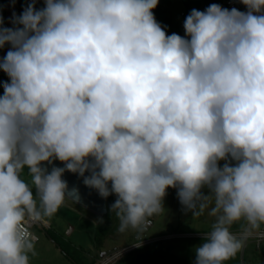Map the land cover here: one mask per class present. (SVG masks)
<instances>
[{"label": "clouds", "instance_id": "1", "mask_svg": "<svg viewBox=\"0 0 264 264\" xmlns=\"http://www.w3.org/2000/svg\"><path fill=\"white\" fill-rule=\"evenodd\" d=\"M233 1L191 10L184 37L157 22L159 0H30L12 28L0 8V264H30L31 225L79 201L66 171L115 194L138 240L169 188L207 211L194 264H225L264 226V0Z\"/></svg>", "mask_w": 264, "mask_h": 264}, {"label": "rangeland", "instance_id": "2", "mask_svg": "<svg viewBox=\"0 0 264 264\" xmlns=\"http://www.w3.org/2000/svg\"><path fill=\"white\" fill-rule=\"evenodd\" d=\"M175 6L177 9L181 6L178 0ZM9 50L10 48L7 51ZM223 163L220 162L221 167ZM23 178L31 183L27 169L23 173ZM204 191L207 194V189ZM62 207L67 208V211L60 209L45 223L52 226L47 234L42 226L36 225L32 229L39 236V242L35 245V255L29 254L30 264H91L93 258H98L101 262L107 255L138 241L135 238L137 235L135 230L128 229L123 233L118 230L106 239L102 247H96V230L80 227L75 220V216L79 215L96 222V215L72 200H66ZM163 208V211L154 216L153 226L140 234L141 239L160 236L157 238L159 241L147 248L142 245L135 248L143 247L139 250L131 249L125 253L118 251V255L108 264H194L195 249L205 242L204 234L211 230L215 218L208 216L207 211L200 217H192L191 213H186L175 188L167 190ZM235 227L243 228L242 224H236L232 226L231 231H234ZM170 234L174 237L164 238ZM61 249H65L73 259L65 256ZM243 263L264 264V238L259 245L254 239L249 238L245 248L225 262Z\"/></svg>", "mask_w": 264, "mask_h": 264}, {"label": "trees", "instance_id": "3", "mask_svg": "<svg viewBox=\"0 0 264 264\" xmlns=\"http://www.w3.org/2000/svg\"><path fill=\"white\" fill-rule=\"evenodd\" d=\"M238 5L240 10H243L246 12L248 9L246 8L245 5H243L240 0H235ZM179 4L181 5L179 9L176 8V0H159V3L157 7L153 10V14L157 20L158 23L161 24V26L165 27L172 33L179 34V23L181 19L185 18L190 14L191 10L197 9L200 11L206 10L211 4H219L222 8L225 7V0H178ZM27 6V1L26 0H15V3L13 4L11 0H0V8H2V15H3V20H4V27L6 28H12L13 24L11 23L13 12L17 16H19L24 8ZM176 12V14H175ZM11 48V45H5L3 49H0V59H2L6 54L7 50ZM3 83H10V79L6 73H4L2 70H0V96L3 95L2 90V84ZM111 187V185H109ZM34 190V189H33ZM35 191V190H34ZM117 197L115 194L110 195L106 199V213L104 215H96L97 221L95 222L93 219H85L83 217L75 216L76 222H78L80 227L83 228H92L96 230V247H102L106 241L107 238L111 237L114 235L116 231H118L119 228V218L116 216L115 212L111 211V206L115 203V200ZM61 210L67 211L65 207H61ZM155 216V215H154ZM154 216H152L150 219L153 221L154 224ZM52 228L51 225H47V227H42V229L45 231L47 234L48 229ZM148 231V230H147ZM146 230L143 231L145 233ZM167 236V235H166ZM159 237V236H158ZM135 238H137V235H135ZM150 239V238H148ZM148 239H141L142 241L148 240ZM140 240L133 242L130 245L138 244ZM159 240H156L151 243H145L143 244L144 248H147L148 246L150 247L151 244L158 242ZM39 242V241H37ZM36 242V243H37ZM129 246V245H127ZM137 248V247H135ZM134 248V249H135ZM143 247H140L135 250H139ZM133 249V250H134ZM62 253L67 256L70 259H73L72 256L65 250L61 249ZM79 264V263H78ZM91 264H100V260L98 258H93L91 260Z\"/></svg>", "mask_w": 264, "mask_h": 264}, {"label": "water", "instance_id": "4", "mask_svg": "<svg viewBox=\"0 0 264 264\" xmlns=\"http://www.w3.org/2000/svg\"><path fill=\"white\" fill-rule=\"evenodd\" d=\"M53 166L60 168L65 167V165L59 160H55L52 165H48L46 163L42 165V167L47 168L49 172ZM88 175L89 173L86 172L85 176ZM62 179L67 181L69 189L75 187L79 190L80 199L75 203L83 206L96 215H104L106 213V199L102 198L95 189L85 186L82 177L78 174L66 171Z\"/></svg>", "mask_w": 264, "mask_h": 264}, {"label": "built area", "instance_id": "5", "mask_svg": "<svg viewBox=\"0 0 264 264\" xmlns=\"http://www.w3.org/2000/svg\"><path fill=\"white\" fill-rule=\"evenodd\" d=\"M26 1H27V3L30 2V0H26ZM35 7H36L37 10H40V9L44 8V7H45L44 0H38V2L36 3ZM232 8H236V9H237V5L234 3L233 0H227V9L231 10ZM184 21H185V20L182 18L181 21H180V23H179V26H178V27H179V30H180V33H179L178 35H180V36H182V37L185 36ZM162 27H163V26H162ZM164 29H165L167 35H171V34H173L171 31H169V30L166 29L165 27H164ZM150 220H151V219H150ZM36 225H39V226H42V227H47V225H46L45 223H35V224L31 225V227H30V231H32V229H33ZM152 226H153V221L151 220V223H150L149 225L146 226L145 230H146V231L149 230L150 227H152ZM32 232H33V231H32ZM33 233L37 236V234H36L35 232H33ZM257 237L263 238V237H264V231H262V230L259 231V232L257 233ZM129 249H130V247L124 248V249L122 250V252L128 251ZM110 261H111V258H110V259H106V260H104V261L102 260V261L100 262V264H108Z\"/></svg>", "mask_w": 264, "mask_h": 264}, {"label": "crops", "instance_id": "6", "mask_svg": "<svg viewBox=\"0 0 264 264\" xmlns=\"http://www.w3.org/2000/svg\"><path fill=\"white\" fill-rule=\"evenodd\" d=\"M264 231V226H262L261 227V229L260 230H258V231H256V232H254L251 236H249L248 237V239L249 238H252V239H254L255 240V242H257V245H259L260 243H261V240L264 238H260V237H257V233L259 232V231ZM234 234H237V235H239L241 232H242V228H236L235 227V230L234 231H232ZM207 234V233H206ZM206 234H204V236L206 235ZM160 237V236H159ZM159 237H155V238H151V239H148V240H144V241H142L141 242V245L143 246V244H145V243H151L153 240L154 241H156L157 240V238L159 239ZM170 238V237H174V235L173 234H170V235H167V236H165L164 238ZM180 237H183L182 235H180ZM179 237V238H180ZM247 239V240H248ZM245 246H246V243H245ZM245 246H244V248H245ZM126 247H130V249L129 250H131V249H134L136 246H134V245H129V246H126ZM128 250V251H129ZM119 251V250H118ZM118 251H116L115 253H111V254H109V255H107L104 259H103V261L104 260H106V259H110L111 258V260L113 259V258H115V256H117L118 254ZM125 252H127V251H125ZM125 252H123V253H125ZM119 253H121V251H119ZM243 264H245V263H243Z\"/></svg>", "mask_w": 264, "mask_h": 264}]
</instances>
